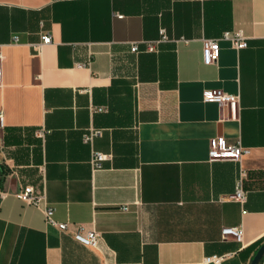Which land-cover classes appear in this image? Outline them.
<instances>
[{"label": "crops", "instance_id": "1", "mask_svg": "<svg viewBox=\"0 0 264 264\" xmlns=\"http://www.w3.org/2000/svg\"><path fill=\"white\" fill-rule=\"evenodd\" d=\"M238 29L248 47L220 41L204 64L203 41ZM0 52V264L251 263L264 240V0H0ZM208 89L240 95L235 116L204 102ZM91 128L103 134L87 144ZM214 137L251 152L211 161ZM92 150L107 156L97 171ZM13 177L58 222L95 228L98 247L47 225ZM240 178L243 204L229 199Z\"/></svg>", "mask_w": 264, "mask_h": 264}, {"label": "built area", "instance_id": "2", "mask_svg": "<svg viewBox=\"0 0 264 264\" xmlns=\"http://www.w3.org/2000/svg\"><path fill=\"white\" fill-rule=\"evenodd\" d=\"M168 36L164 29L160 31V39L157 42L167 41ZM14 41H18V37H14ZM220 41H227L231 47L236 51H241L248 47V38L242 29L225 31L219 39H207L203 41L202 57L206 65L216 64L220 57ZM52 42L51 36L48 33L41 35V40L34 48L39 53H42L43 48ZM155 43H148L147 51L154 50ZM131 52L138 53L139 48L137 44H133ZM3 61L4 56L0 52V86L3 84ZM203 101L206 103H216L220 106L229 108L233 116L237 111L240 103V95L226 93L222 90L208 89L203 93ZM102 111V109H98ZM4 122L3 115L0 114V125ZM103 131L100 129H89L83 136V141L91 144L95 138L101 137ZM250 149L245 147L240 140L229 142L225 137H214L209 144V158L211 161L216 160H233L240 161L242 157L250 154ZM106 155L95 150H92L90 165L94 171L103 168V162L106 160ZM15 196L22 200L26 205L35 207L44 216L47 225L56 228L60 232H70L75 241L80 244L96 249L99 245L100 234L95 228L88 229L84 225H76L71 227L70 223H61L55 219V208L49 203L47 197L43 193H39L33 186H24L20 188ZM233 202L243 204L247 199L246 190L244 188L243 178L236 182L235 191L229 196ZM122 210L127 211L128 207H122ZM222 236H230L237 242L243 240V230L240 227H225L222 229ZM226 256L212 255L205 257L203 264H220Z\"/></svg>", "mask_w": 264, "mask_h": 264}, {"label": "water", "instance_id": "3", "mask_svg": "<svg viewBox=\"0 0 264 264\" xmlns=\"http://www.w3.org/2000/svg\"><path fill=\"white\" fill-rule=\"evenodd\" d=\"M11 180H12V186L13 187H11L10 192L12 194H16L19 191V189H17L15 187V181H16V179H15V177H13ZM263 256H264V242L259 247V249L257 250V252L255 253V255H254V257H253V259H252V261H251L250 264H258L260 262V260L262 259Z\"/></svg>", "mask_w": 264, "mask_h": 264}, {"label": "trees", "instance_id": "4", "mask_svg": "<svg viewBox=\"0 0 264 264\" xmlns=\"http://www.w3.org/2000/svg\"><path fill=\"white\" fill-rule=\"evenodd\" d=\"M263 242H264V240H262L261 242H259V245H258V246L260 247V246L263 244ZM258 249H259V248H258ZM258 249H257V250H258ZM256 252H257V251H256ZM262 258H263V257H262ZM261 261H262V259L260 260V262H259L258 264H261Z\"/></svg>", "mask_w": 264, "mask_h": 264}]
</instances>
